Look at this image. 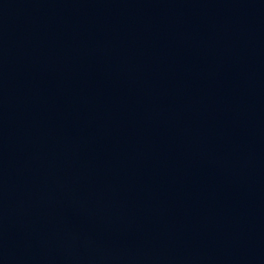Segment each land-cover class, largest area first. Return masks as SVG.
<instances>
[{
  "label": "water",
  "instance_id": "95a60500",
  "mask_svg": "<svg viewBox=\"0 0 264 264\" xmlns=\"http://www.w3.org/2000/svg\"><path fill=\"white\" fill-rule=\"evenodd\" d=\"M0 264H264V0H0Z\"/></svg>",
  "mask_w": 264,
  "mask_h": 264
}]
</instances>
